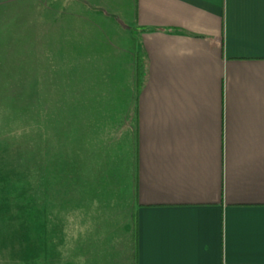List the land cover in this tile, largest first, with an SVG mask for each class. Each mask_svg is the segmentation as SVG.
I'll list each match as a JSON object with an SVG mask.
<instances>
[{
  "label": "crops",
  "instance_id": "1",
  "mask_svg": "<svg viewBox=\"0 0 264 264\" xmlns=\"http://www.w3.org/2000/svg\"><path fill=\"white\" fill-rule=\"evenodd\" d=\"M71 2L103 24L108 70L80 238L101 264H264V0Z\"/></svg>",
  "mask_w": 264,
  "mask_h": 264
},
{
  "label": "rangeland",
  "instance_id": "2",
  "mask_svg": "<svg viewBox=\"0 0 264 264\" xmlns=\"http://www.w3.org/2000/svg\"><path fill=\"white\" fill-rule=\"evenodd\" d=\"M71 1L0 0V103L8 109L6 113H21L27 105L36 109L39 137L48 133L57 150L68 136L61 125L72 127L71 141L82 137L80 125L99 119L94 115L98 108L95 93L103 92L108 71L103 69V24ZM110 65L114 67V63ZM80 147L75 145L74 149L80 151ZM11 164L6 144L0 139V170ZM77 168L71 165L69 173L73 175ZM47 217L41 216L38 231L52 236L56 247L53 259L57 264L67 259L79 263L82 259L76 250L82 240L86 242L80 237L95 233L91 214L57 211ZM11 229L14 234L16 229ZM17 234L20 238L26 235Z\"/></svg>",
  "mask_w": 264,
  "mask_h": 264
},
{
  "label": "trees",
  "instance_id": "3",
  "mask_svg": "<svg viewBox=\"0 0 264 264\" xmlns=\"http://www.w3.org/2000/svg\"><path fill=\"white\" fill-rule=\"evenodd\" d=\"M138 65L135 76L136 101L142 75ZM95 100L98 108L94 115L99 116L103 113L100 109L103 107V92L95 93ZM28 107L21 113L15 110L6 113L8 109L0 103V139L5 142L12 159L9 167L0 170V230L6 228V231H0V259L5 260L7 255L10 261L6 258L0 264H57L53 259L56 247L52 236L38 231V228L42 218L50 213L58 211L63 214L76 208L73 205L80 195L79 184L82 185L83 181L90 182L89 190L96 185L94 192H100L99 187L103 182V141L99 135L103 133V124L96 121L90 125L91 120L86 127L80 125L82 137L71 141L69 127H72L60 124L68 136L61 141L59 151L56 149L57 143L49 139L48 133L45 137H39L37 110ZM75 145L81 146L80 151L74 149ZM75 164L78 168L72 175L68 168ZM13 227L16 229L14 234ZM18 231L19 234L26 233L25 237L20 238ZM87 241L82 240L78 244L76 252L79 259L87 258L93 264H101L103 254L96 248L103 246V239L90 236ZM85 247L89 252L87 255L78 252ZM26 251H30V254ZM64 264L77 262L67 259Z\"/></svg>",
  "mask_w": 264,
  "mask_h": 264
}]
</instances>
